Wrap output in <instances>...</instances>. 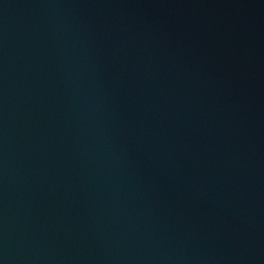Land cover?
<instances>
[{
  "label": "water",
  "instance_id": "1",
  "mask_svg": "<svg viewBox=\"0 0 264 264\" xmlns=\"http://www.w3.org/2000/svg\"><path fill=\"white\" fill-rule=\"evenodd\" d=\"M0 264H264V0H0Z\"/></svg>",
  "mask_w": 264,
  "mask_h": 264
}]
</instances>
